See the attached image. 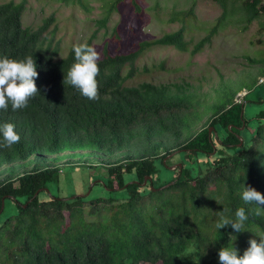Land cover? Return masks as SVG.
I'll return each instance as SVG.
<instances>
[{
  "label": "trees",
  "instance_id": "trees-1",
  "mask_svg": "<svg viewBox=\"0 0 264 264\" xmlns=\"http://www.w3.org/2000/svg\"><path fill=\"white\" fill-rule=\"evenodd\" d=\"M120 1L111 0L96 20L98 26L105 25ZM212 1L221 11L190 54L209 44L233 11L245 23L264 24L263 0ZM24 4L0 2V56L32 55L39 74V93L26 108L0 111V124H14L20 136L11 149L0 148V169L5 171H0V264H219L221 247L232 246L242 254L250 238L259 240L255 233L264 231V217L255 215L254 205L245 204L239 192L244 184L264 195V111L256 114L259 120L252 128L245 124L242 103L233 98L243 88L224 89L222 98L208 107L180 84L123 85L149 48L185 51L183 27L139 41L125 53L111 54L103 45L99 99L88 100L62 82L74 54L71 46L63 59H54L58 47L50 29L53 14L34 28L23 27ZM192 7L174 11L170 20H182ZM95 33L84 42L90 45ZM261 59L263 67L255 78L264 77ZM124 67L127 72L122 74ZM259 83L264 85V80ZM206 124L213 127L209 136ZM215 128L219 132L214 137ZM241 129L249 134L237 145ZM66 150L93 158L80 159L100 168L91 184L120 194L90 197L91 185L82 196L60 197V165L53 161L65 155L54 153ZM28 158L35 161L26 171L18 169L17 162ZM173 161L180 166L170 169ZM161 173L170 177L161 178ZM165 183L160 189L149 186ZM239 207L248 215L245 230L215 228L221 213L234 218ZM85 208L89 213L102 208L107 217L86 220Z\"/></svg>",
  "mask_w": 264,
  "mask_h": 264
},
{
  "label": "rangeland",
  "instance_id": "rangeland-1",
  "mask_svg": "<svg viewBox=\"0 0 264 264\" xmlns=\"http://www.w3.org/2000/svg\"><path fill=\"white\" fill-rule=\"evenodd\" d=\"M5 1L8 0H0ZM134 1L136 8L130 0H121L112 8L105 25L100 27L96 20L103 16L111 0H80L81 3L75 0L66 4L56 0H25L21 25L34 28L42 18L53 14L54 21L50 29L54 28L53 41H57L58 47L54 59L65 56L74 44L83 43L94 30L96 33L90 41V46H94L101 57L103 45L107 46L111 54L125 53L132 50L139 41L150 40L182 26L187 49L178 51L170 46L149 48L135 61V70L124 80L123 85H135L142 81L180 84L187 93L197 95L202 101V106L205 102L208 107H213L210 103H216L222 98L220 95L224 89L243 88L245 90L236 92L233 98L242 103L245 124L253 128L259 120L256 114L264 111V85L259 83L260 77L255 78L256 73L263 67L259 61L264 58V24L260 28L258 20L245 23L239 19V14L233 11L228 15L230 22L218 29L210 43L195 54H190L192 44L207 33L221 11L215 1ZM190 4H193L191 14L182 17V20H170L175 16L174 11L186 9ZM126 72L127 67H124L121 73ZM218 132L219 129L215 128V133ZM248 134L246 130L241 129L239 136L243 135L245 139ZM73 152L66 150L54 153L55 156L65 155L61 158L58 156L59 159L53 161L54 164L60 165V181L57 187L60 197L84 193L93 180L97 179L96 175L101 173L99 167L90 168L80 160L86 158L90 161L93 158H88L80 152H76L74 156ZM33 161L35 160L28 158L17 162L18 169L26 171ZM68 161L75 162L70 165ZM175 164L177 161L172 162L170 169H174ZM166 176L170 177H164L161 173V178H167ZM51 193L55 194L56 191ZM116 194L120 193L108 191L98 184L92 185L89 192L90 197ZM9 207L10 203L5 201V209L9 210ZM84 217L86 220H105L107 214L102 208L93 213H89L85 208Z\"/></svg>",
  "mask_w": 264,
  "mask_h": 264
},
{
  "label": "clouds",
  "instance_id": "clouds-1",
  "mask_svg": "<svg viewBox=\"0 0 264 264\" xmlns=\"http://www.w3.org/2000/svg\"><path fill=\"white\" fill-rule=\"evenodd\" d=\"M72 52L74 62L64 74L63 84L71 86L88 100L99 99L97 77L100 74V53L87 42L74 44ZM36 68L32 55L23 59L0 56V111H8L9 106L13 112L22 110L39 93L35 83L39 75ZM19 141L20 136L14 124H0V148L11 149ZM239 196L245 204L254 205L252 211L255 215L264 217V195L250 185L242 184ZM247 220L245 209L239 207L234 218L221 213L215 228L220 230L230 226L234 232H240L245 230ZM255 235L259 240L250 238L242 254H238V250L232 246L221 247L218 251L219 264H264V231Z\"/></svg>",
  "mask_w": 264,
  "mask_h": 264
},
{
  "label": "water",
  "instance_id": "water-1",
  "mask_svg": "<svg viewBox=\"0 0 264 264\" xmlns=\"http://www.w3.org/2000/svg\"><path fill=\"white\" fill-rule=\"evenodd\" d=\"M240 114H241V111H240ZM212 128H213L212 126H208V127H207V135H208V136H209V134H210ZM212 133H213V135H214V137H215V136H216L215 131H212ZM238 139H239V141H238L237 145H240L242 139L240 138V136H238ZM172 153H173V152H171V154H172ZM171 154H169L168 156H170ZM177 165L180 166L179 163H177ZM169 168H171V166H170ZM146 178H147L146 176L143 178V180H142V184L145 183ZM168 183L170 184V181H169ZM166 185H167V183L162 184L161 186H158L157 188H154L151 184H150L149 186H150V189H160V188H162V187H164V186H166ZM90 186H91V184L89 185V187H88L87 190L85 191V194L88 193ZM38 190H39V189H38ZM38 190H36V191L33 193V196L38 192ZM77 195L82 196V194H77ZM70 197H73V196H70ZM1 202H2V200H1ZM1 206H2V204H1Z\"/></svg>",
  "mask_w": 264,
  "mask_h": 264
},
{
  "label": "bare ground",
  "instance_id": "bare-ground-1",
  "mask_svg": "<svg viewBox=\"0 0 264 264\" xmlns=\"http://www.w3.org/2000/svg\"><path fill=\"white\" fill-rule=\"evenodd\" d=\"M263 80H264V77H261V78L259 79V82H263Z\"/></svg>",
  "mask_w": 264,
  "mask_h": 264
},
{
  "label": "built area",
  "instance_id": "built-area-1",
  "mask_svg": "<svg viewBox=\"0 0 264 264\" xmlns=\"http://www.w3.org/2000/svg\"><path fill=\"white\" fill-rule=\"evenodd\" d=\"M264 1V0H263Z\"/></svg>",
  "mask_w": 264,
  "mask_h": 264
},
{
  "label": "crops",
  "instance_id": "crops-1",
  "mask_svg": "<svg viewBox=\"0 0 264 264\" xmlns=\"http://www.w3.org/2000/svg\"><path fill=\"white\" fill-rule=\"evenodd\" d=\"M260 99V98H259Z\"/></svg>",
  "mask_w": 264,
  "mask_h": 264
}]
</instances>
